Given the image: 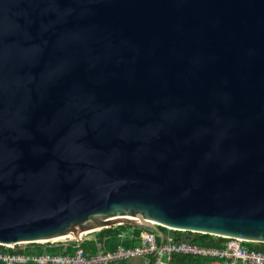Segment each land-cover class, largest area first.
<instances>
[{"label": "water", "instance_id": "1", "mask_svg": "<svg viewBox=\"0 0 264 264\" xmlns=\"http://www.w3.org/2000/svg\"><path fill=\"white\" fill-rule=\"evenodd\" d=\"M122 223L264 243V0H0V244Z\"/></svg>", "mask_w": 264, "mask_h": 264}, {"label": "built area", "instance_id": "2", "mask_svg": "<svg viewBox=\"0 0 264 264\" xmlns=\"http://www.w3.org/2000/svg\"><path fill=\"white\" fill-rule=\"evenodd\" d=\"M136 237L139 241L134 246L119 244L113 250L104 249L97 244L94 253H87L80 243L87 239V234L93 231L83 232L79 238H56L49 241L32 242L42 246L61 245L63 250L72 244L73 252H9L0 249V264H113L124 260L140 257L152 260L153 264H168L172 254L179 253L190 256L206 258L209 264H264V251L248 248L244 240L240 238L226 237L220 247L204 246L196 243L176 240L171 233L163 234L162 241L153 230L140 227ZM168 229V228H167ZM173 230V229H168ZM98 231V230H94ZM123 237L124 234L122 233ZM31 243L17 244L22 248ZM6 248L14 249L15 245L0 244Z\"/></svg>", "mask_w": 264, "mask_h": 264}, {"label": "trees", "instance_id": "3", "mask_svg": "<svg viewBox=\"0 0 264 264\" xmlns=\"http://www.w3.org/2000/svg\"><path fill=\"white\" fill-rule=\"evenodd\" d=\"M160 230L163 234L171 233L176 240L186 241L191 243H196L199 245L204 246H214L220 247L225 242L226 238L220 236H214L207 233H199V232H191V231H180V230H168L165 227L159 226ZM141 230L140 227L122 223L115 226H109L105 228H101L97 231V237L95 240H84L80 243V246L87 252V253H94L97 249L96 243H100L101 246L106 250H113L119 244L124 246H134L139 243L138 236L139 231ZM130 232V235L121 236L124 232ZM244 244L251 249L262 250L264 251V243L261 242H244ZM69 244L63 250L61 245L57 246H42L41 244L31 243L22 248L20 245H15L14 249L11 248H4L0 246V249L7 250L9 252H73L74 249ZM126 260L120 261L113 264H124ZM207 262L206 258L201 256H190L185 254L174 253L172 254L168 264H205ZM32 264V263H27ZM148 264H153L152 260L149 261Z\"/></svg>", "mask_w": 264, "mask_h": 264}, {"label": "crops", "instance_id": "4", "mask_svg": "<svg viewBox=\"0 0 264 264\" xmlns=\"http://www.w3.org/2000/svg\"><path fill=\"white\" fill-rule=\"evenodd\" d=\"M92 233L91 235L88 233V235L90 236H87L86 238L87 239H90V240H95L96 237H97V231H93V232H90ZM124 235H130V232H124L123 233ZM97 244H100V243H96ZM148 259L147 258H140V257H136V258H132V259H129V260H126V262L124 264H148ZM205 264H209L208 261L205 263Z\"/></svg>", "mask_w": 264, "mask_h": 264}, {"label": "bare ground", "instance_id": "5", "mask_svg": "<svg viewBox=\"0 0 264 264\" xmlns=\"http://www.w3.org/2000/svg\"><path fill=\"white\" fill-rule=\"evenodd\" d=\"M117 218H120V217H111V218H109V220H114L113 222L118 223ZM95 230H97V229H95ZM84 232H88V231H84Z\"/></svg>", "mask_w": 264, "mask_h": 264}, {"label": "rangeland", "instance_id": "6", "mask_svg": "<svg viewBox=\"0 0 264 264\" xmlns=\"http://www.w3.org/2000/svg\"><path fill=\"white\" fill-rule=\"evenodd\" d=\"M89 234L91 235L92 233H89ZM90 235L87 234V236H90Z\"/></svg>", "mask_w": 264, "mask_h": 264}]
</instances>
